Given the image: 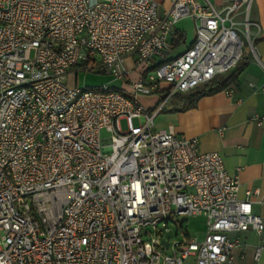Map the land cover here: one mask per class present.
Instances as JSON below:
<instances>
[{"label": "built area", "instance_id": "1", "mask_svg": "<svg viewBox=\"0 0 264 264\" xmlns=\"http://www.w3.org/2000/svg\"><path fill=\"white\" fill-rule=\"evenodd\" d=\"M252 2L173 0L161 14L156 0H0V264H232L229 234L249 229L260 256L264 183L239 198L218 152L154 127L175 94L253 51ZM184 17L194 40L169 58ZM70 71L123 87H69ZM143 95L158 96L153 108ZM191 215L206 218L201 239L177 219Z\"/></svg>", "mask_w": 264, "mask_h": 264}, {"label": "crops", "instance_id": "2", "mask_svg": "<svg viewBox=\"0 0 264 264\" xmlns=\"http://www.w3.org/2000/svg\"><path fill=\"white\" fill-rule=\"evenodd\" d=\"M192 1L220 9L231 0ZM156 2L162 14L171 8L173 0ZM248 18L252 22L249 31L253 51L248 48L246 56L229 71L242 67L235 82L220 91L198 97L193 105L188 104L185 93L175 94L155 116L162 113V125L157 127L154 118L156 129L166 130L171 126L178 134L197 138L199 152H218L227 172L239 181V198L245 196L247 189L264 183V0H253ZM238 19L241 20L242 16L239 15ZM185 21L193 26L190 39L183 25ZM178 34H182L184 40L174 45ZM194 36V20L191 17L180 19L173 26L171 50L167 56L171 58L184 52ZM125 63L130 69L133 68V57H127ZM132 73L137 76L135 71ZM226 90H231V94L226 95ZM157 99L156 95L139 97L140 103L148 108H153ZM258 119L260 124H257ZM253 210L264 216L261 205H253ZM229 235L239 239L232 251V264H264V250L257 259L254 257L256 247L262 243L257 233L249 229Z\"/></svg>", "mask_w": 264, "mask_h": 264}, {"label": "rangeland", "instance_id": "3", "mask_svg": "<svg viewBox=\"0 0 264 264\" xmlns=\"http://www.w3.org/2000/svg\"><path fill=\"white\" fill-rule=\"evenodd\" d=\"M183 25L187 32V38L189 37L190 39L193 33V29H192L193 26L192 24H190L189 21L183 22ZM130 77L132 78L136 77L135 73L134 74L130 73ZM66 84L69 87L78 86V87H87V88L97 87L101 84H107L111 88L117 90L122 89L123 87V82L121 80L113 79V77L110 74H106L102 72L97 73L94 71H90V72L78 71L77 73L70 71L69 74L67 75ZM134 123L137 124L136 119H134ZM162 123H163V117H162V113H160L155 118V124L157 127H159L160 125H162ZM121 126L122 128H124L125 126L124 121L121 122ZM100 133H101V137H107L109 135V131L106 128H103ZM177 219L183 221V227L187 228L189 236H195L198 239H201L203 237L205 231V225H206L205 224L206 218L204 216L202 215H191L187 217L179 216ZM171 226L174 228L173 225ZM1 237H2V232L0 231V239ZM181 237H182L181 235L176 236L175 234H173L171 236V240L172 241L178 240ZM190 261H191V257L188 260H186L185 264H189Z\"/></svg>", "mask_w": 264, "mask_h": 264}, {"label": "trees", "instance_id": "4", "mask_svg": "<svg viewBox=\"0 0 264 264\" xmlns=\"http://www.w3.org/2000/svg\"><path fill=\"white\" fill-rule=\"evenodd\" d=\"M184 40L182 34L177 35V39L174 45H177L179 42ZM242 67H237L234 71L227 72L225 74H220L214 77L212 80L198 86L197 88L185 93V97L188 100L189 105H193L194 101L202 96L215 93L224 89L228 84L235 82L236 77Z\"/></svg>", "mask_w": 264, "mask_h": 264}, {"label": "water", "instance_id": "5", "mask_svg": "<svg viewBox=\"0 0 264 264\" xmlns=\"http://www.w3.org/2000/svg\"><path fill=\"white\" fill-rule=\"evenodd\" d=\"M170 232H167L166 235L169 236ZM161 241L165 244V246H167L168 242L164 239H161Z\"/></svg>", "mask_w": 264, "mask_h": 264}]
</instances>
